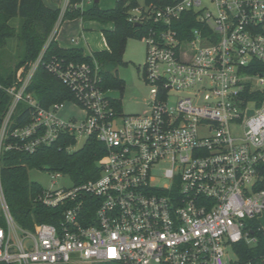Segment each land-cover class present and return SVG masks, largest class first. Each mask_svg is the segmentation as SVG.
I'll return each instance as SVG.
<instances>
[{"label":"built area","instance_id":"obj_1","mask_svg":"<svg viewBox=\"0 0 264 264\" xmlns=\"http://www.w3.org/2000/svg\"><path fill=\"white\" fill-rule=\"evenodd\" d=\"M128 20L146 26L147 112L113 105L96 60L48 64L75 97L48 108L27 92L40 57L20 87L0 84L11 95L0 157L20 102L32 120L11 132L26 151L61 135L106 147L97 179L39 195L64 207L59 225L20 228L0 178V264H264L234 249L257 243L250 221L264 229V72L247 70L264 64V0H173L136 6ZM67 103L81 115L61 114Z\"/></svg>","mask_w":264,"mask_h":264},{"label":"trees","instance_id":"obj_2","mask_svg":"<svg viewBox=\"0 0 264 264\" xmlns=\"http://www.w3.org/2000/svg\"><path fill=\"white\" fill-rule=\"evenodd\" d=\"M146 4L165 5L173 0H145ZM82 0H68L65 8H51L44 0H0V84L4 87H20L33 65L39 63L31 77L27 92L32 93L42 107L74 99L72 90L48 69L52 62H86L96 60L101 67V86L103 89H124V82L112 68L122 65L126 41L142 39L145 24L136 25L128 20L130 9L139 6L138 0H117L114 7L103 9L94 1L89 8L81 6ZM18 18L17 25L13 20ZM81 18L83 21H97L103 25L113 23V28H103L108 48L86 54L80 47L61 46L53 35L59 21ZM185 26H196L194 20L186 19ZM11 39L16 40L15 49L8 47ZM251 72H264V64L254 62ZM11 103V95L0 89V130L5 113ZM113 105L121 110V100ZM33 108L20 102L16 113L5 132L0 157V178L7 204L15 221L24 229H34L36 223L59 225L63 206L50 207L38 198L43 187L29 178V169L37 168L67 174L73 185H80L97 179L101 172V161L106 154L105 145L96 137H89L79 149H70L76 140L61 135L50 145H41L34 152L23 147L25 140L13 136V129L31 123ZM8 145H12L7 149ZM91 198V197H90ZM95 207L88 208L94 215ZM1 223V219H0ZM258 238L255 245L244 242L236 244L235 251L242 262L264 257V229L256 220L249 224Z\"/></svg>","mask_w":264,"mask_h":264},{"label":"rangeland","instance_id":"obj_3","mask_svg":"<svg viewBox=\"0 0 264 264\" xmlns=\"http://www.w3.org/2000/svg\"><path fill=\"white\" fill-rule=\"evenodd\" d=\"M94 1L95 0H92L90 6L94 4ZM116 1L117 0H100L98 2V5L103 9H109L115 6ZM138 2L142 6L146 5L145 0H138ZM16 23V20H14L13 24ZM88 26L89 27L87 29V34L85 36H83L82 30H80V34L77 36L80 41V44H78L77 46L83 47L84 52L87 55L91 54L94 51L105 49V44H107L103 30L98 25L91 23ZM110 29H112V27H110ZM15 46L16 40L11 39L8 42V47L13 51L15 49ZM146 54L147 46L146 42L143 39H128L126 41L123 53L124 63L112 68V72L115 74L118 73L119 77L123 80L124 89L122 91L119 89H113L110 95L121 100V110L125 115L143 114L149 109L148 100L150 97V86L145 83L143 78V66L146 61ZM60 113L66 116L71 113L81 115V113L77 109H75V106L69 103L65 105ZM86 140V137L81 138L76 146H74V150L81 148ZM52 174L53 172L44 169H29V178L32 181L39 183L44 190L57 189L63 186L69 187L73 185L72 179L69 175L62 174V176L54 179L52 178ZM0 219V224L8 228V220L3 211L1 202ZM262 223L264 225V217L262 218ZM16 224L20 228H23L17 222Z\"/></svg>","mask_w":264,"mask_h":264},{"label":"crops","instance_id":"obj_4","mask_svg":"<svg viewBox=\"0 0 264 264\" xmlns=\"http://www.w3.org/2000/svg\"><path fill=\"white\" fill-rule=\"evenodd\" d=\"M91 2L92 0H83L81 6L85 9L89 8ZM44 3L51 8H65L68 4V0H44ZM14 20H16L17 22L14 25H17L19 19L16 18ZM91 23L98 25L101 29L103 28L110 29V27L113 28V23H110L108 25H103L97 21H83L81 18H77L74 20L59 21L55 26L53 35H56V39L61 46L75 47L78 44H80L79 38L77 37L80 34V30L83 31V36H85L87 34V29L89 27L88 25ZM105 46H106L105 49H107L108 45L105 44ZM81 48L84 50L83 47Z\"/></svg>","mask_w":264,"mask_h":264},{"label":"water","instance_id":"obj_5","mask_svg":"<svg viewBox=\"0 0 264 264\" xmlns=\"http://www.w3.org/2000/svg\"><path fill=\"white\" fill-rule=\"evenodd\" d=\"M96 2H99V0H95ZM136 25H139V24H136Z\"/></svg>","mask_w":264,"mask_h":264}]
</instances>
